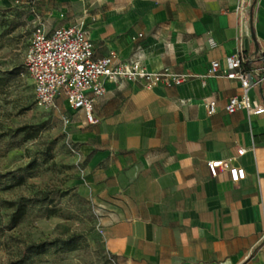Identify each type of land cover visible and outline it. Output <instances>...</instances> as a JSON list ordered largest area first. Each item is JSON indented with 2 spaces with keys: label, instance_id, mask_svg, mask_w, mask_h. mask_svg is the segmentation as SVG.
<instances>
[{
  "label": "crops",
  "instance_id": "1",
  "mask_svg": "<svg viewBox=\"0 0 264 264\" xmlns=\"http://www.w3.org/2000/svg\"><path fill=\"white\" fill-rule=\"evenodd\" d=\"M238 1L55 0L47 26L84 25L95 57L114 49L127 59L138 47L147 70L188 75L153 87L106 78L97 121L78 111L69 123L84 159L79 190L118 264H264V112L225 110L242 90L225 76L226 56L264 54V0L243 18ZM247 94L264 105V83ZM211 159L242 165L244 178L212 177Z\"/></svg>",
  "mask_w": 264,
  "mask_h": 264
},
{
  "label": "rangeland",
  "instance_id": "2",
  "mask_svg": "<svg viewBox=\"0 0 264 264\" xmlns=\"http://www.w3.org/2000/svg\"><path fill=\"white\" fill-rule=\"evenodd\" d=\"M56 8L55 0H0V264L42 241L54 244L24 264H118L105 249L94 204L79 190L84 159L70 124L35 102L25 69L34 27L52 20ZM65 241L75 248H62Z\"/></svg>",
  "mask_w": 264,
  "mask_h": 264
},
{
  "label": "built area",
  "instance_id": "3",
  "mask_svg": "<svg viewBox=\"0 0 264 264\" xmlns=\"http://www.w3.org/2000/svg\"><path fill=\"white\" fill-rule=\"evenodd\" d=\"M252 0H239L238 15L243 18L251 7ZM139 36L142 33L138 34ZM138 47L127 59L111 49L107 54L95 57L94 43L88 29L78 23L57 24L48 27L42 22L34 27L29 45L24 54L25 69L33 81L35 102L58 113L64 123H70L73 113L82 112L85 120L94 123V102L105 93L106 78L120 81L139 82L145 87L156 85H177L188 79L185 73L175 72L169 66L156 71L147 70L140 61ZM254 59L261 64L252 66ZM220 63L211 61V70ZM225 76L240 83L238 94L228 97L225 110L232 113L243 109L248 115L261 114L264 105L252 101L248 89L264 83V54L249 55L243 52L230 54L225 58ZM208 113L216 111L213 96L205 99ZM244 149L238 148L241 154ZM207 166L212 177L227 172L232 183L245 176L242 165L227 159H211Z\"/></svg>",
  "mask_w": 264,
  "mask_h": 264
},
{
  "label": "trees",
  "instance_id": "4",
  "mask_svg": "<svg viewBox=\"0 0 264 264\" xmlns=\"http://www.w3.org/2000/svg\"><path fill=\"white\" fill-rule=\"evenodd\" d=\"M25 203L19 205L15 211V219L18 220L24 214ZM54 243H48L47 241L42 242H33L26 246L19 258L11 260L8 264H24L27 260L28 254L30 253H41L44 252L49 246H52ZM72 241H65L62 243V248L72 249L75 248Z\"/></svg>",
  "mask_w": 264,
  "mask_h": 264
},
{
  "label": "water",
  "instance_id": "5",
  "mask_svg": "<svg viewBox=\"0 0 264 264\" xmlns=\"http://www.w3.org/2000/svg\"><path fill=\"white\" fill-rule=\"evenodd\" d=\"M259 89H260V91H261V85H259Z\"/></svg>",
  "mask_w": 264,
  "mask_h": 264
}]
</instances>
